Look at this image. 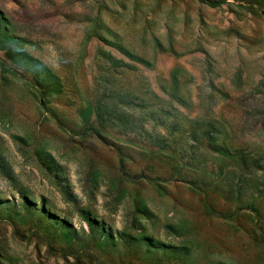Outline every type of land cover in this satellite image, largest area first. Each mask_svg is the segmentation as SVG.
I'll use <instances>...</instances> for the list:
<instances>
[{"label":"rangeland","instance_id":"374dc122","mask_svg":"<svg viewBox=\"0 0 264 264\" xmlns=\"http://www.w3.org/2000/svg\"><path fill=\"white\" fill-rule=\"evenodd\" d=\"M0 8V264H264V0Z\"/></svg>","mask_w":264,"mask_h":264},{"label":"trees","instance_id":"16d2710c","mask_svg":"<svg viewBox=\"0 0 264 264\" xmlns=\"http://www.w3.org/2000/svg\"><path fill=\"white\" fill-rule=\"evenodd\" d=\"M200 1H203V0H200ZM212 4V6H215V5H217V3H211ZM19 43L20 41H19V39H17L16 37H14V36H12V38L11 37H9L8 36V33H6L5 32V29H4V27L2 26V20H0V50H7L8 52H10L11 51V47H10V45L9 44H14V43ZM16 43V44H17ZM15 44V45H16ZM14 46V45H13ZM17 47H19V46H17ZM0 67L1 68H3L4 70H6V69H8V65L4 62V61H2V60H0ZM43 71L45 72V74H49L45 69H43ZM40 77H38L36 80V82L40 85V86H42L43 84H42V82H41V79H39ZM48 91V90H47ZM49 92V91H48ZM90 114H91V111L88 109L85 113H83V116L85 117V119L87 120V119H89V117H90ZM63 234H64V236H68L69 234L68 233H66L65 231L63 232Z\"/></svg>","mask_w":264,"mask_h":264},{"label":"water","instance_id":"95a60500","mask_svg":"<svg viewBox=\"0 0 264 264\" xmlns=\"http://www.w3.org/2000/svg\"><path fill=\"white\" fill-rule=\"evenodd\" d=\"M0 20L8 25V36L12 38V20L7 14L0 8Z\"/></svg>","mask_w":264,"mask_h":264}]
</instances>
